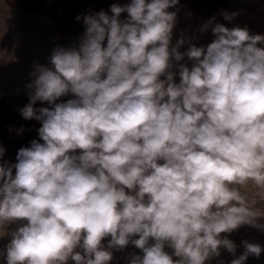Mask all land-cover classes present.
Segmentation results:
<instances>
[{
    "label": "clouds",
    "instance_id": "9594fccd",
    "mask_svg": "<svg viewBox=\"0 0 264 264\" xmlns=\"http://www.w3.org/2000/svg\"><path fill=\"white\" fill-rule=\"evenodd\" d=\"M178 4L85 15L77 43L34 65L21 115L40 122L39 140L0 163V236L26 222L10 232L6 264H109L130 243L143 253L130 264H205L221 247L235 255L221 233L264 230L241 191L252 184L264 201V35L213 17L199 30L211 27L207 46L183 35L172 45ZM243 244L230 264L264 251Z\"/></svg>",
    "mask_w": 264,
    "mask_h": 264
},
{
    "label": "rangeland",
    "instance_id": "374dc122",
    "mask_svg": "<svg viewBox=\"0 0 264 264\" xmlns=\"http://www.w3.org/2000/svg\"><path fill=\"white\" fill-rule=\"evenodd\" d=\"M60 9L59 19L58 17L54 19L51 11L44 8H40V10L30 8L26 5V0H0V89L6 88L29 93L26 86L31 82L30 73L34 71V65L47 66L49 64L48 57L57 46L69 47L78 42L79 36H67L61 31L55 30L53 32V22L59 20L61 23L62 20L66 19L64 8L61 7ZM226 12L229 14L235 12L237 15L232 20H225L223 24L225 27H247L251 34L264 35V0H228ZM181 20L183 21L184 18ZM185 20L188 27L174 30L172 45H175L182 35L186 39H190L191 43L196 46H207L212 42L214 36L211 27L202 33L199 31L200 27L193 21ZM193 25L197 27L191 28ZM188 47L189 44L185 43L179 51L184 52ZM258 47H264V45H258ZM180 63H187L189 67L192 66V62L188 61L187 57ZM173 71L177 72L175 80L179 83L178 68H174ZM241 191L247 196L249 203L254 208L264 212V201L260 198L259 189L249 184L241 188ZM258 223L264 224V218L259 219ZM21 224L9 225L5 234L0 236V255L3 262H6L3 253L10 242V232ZM220 236L221 238L226 237L236 245L235 255L221 247L220 255L211 257L205 261V264H230L233 259L244 253V241L259 244L264 249V230L257 227L242 225L237 230L231 233H221ZM133 239H138V236L133 237ZM109 240L110 237L102 241L105 247H107ZM149 243H154V241L150 240ZM76 251L82 252V249L77 248ZM111 251L113 264H130L133 255H143L142 251L131 243L122 250L111 249ZM165 251L172 255L174 260L180 259L173 255L174 250L167 244ZM261 263H264V251L259 257L250 255L245 261V264Z\"/></svg>",
    "mask_w": 264,
    "mask_h": 264
},
{
    "label": "crops",
    "instance_id": "0c3cea01",
    "mask_svg": "<svg viewBox=\"0 0 264 264\" xmlns=\"http://www.w3.org/2000/svg\"><path fill=\"white\" fill-rule=\"evenodd\" d=\"M130 0H26V5L36 10L47 9L51 11L55 19L60 16L61 7H63L64 17L66 19L59 23V20L53 22V32L58 31L67 36H81L85 31L82 17L88 14H95L101 10L111 15L110 7L112 4L123 6ZM228 0H179L176 8L169 9L177 12V22L175 29H186V20L190 19L198 27L215 17L214 23L224 24L222 12H226ZM190 13V15H189ZM80 16L81 20L76 17ZM122 20L127 18V13L121 14ZM184 20L182 21L181 19ZM191 26L197 27V26ZM55 30V31H54ZM173 30V33H174ZM72 95L61 97L57 102H66L68 99H74ZM29 102V93L13 91L6 88L0 89V147L4 149V155L0 163H16V155L21 147H30L32 140H39L38 129L41 127L39 121L25 120L21 115V109ZM35 107H49L45 103L37 101ZM41 143L43 141H40ZM79 150H77V154ZM15 171V170H14ZM26 223V222H17ZM1 254V251H0ZM2 256L0 255V264ZM68 264H75L74 261H68ZM109 264H113L112 261ZM264 264V263H261Z\"/></svg>",
    "mask_w": 264,
    "mask_h": 264
}]
</instances>
